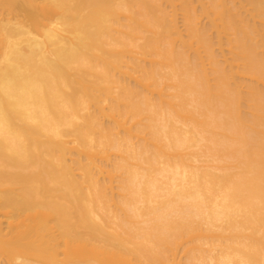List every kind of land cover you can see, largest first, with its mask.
Wrapping results in <instances>:
<instances>
[{
    "label": "bare ground",
    "instance_id": "obj_1",
    "mask_svg": "<svg viewBox=\"0 0 264 264\" xmlns=\"http://www.w3.org/2000/svg\"><path fill=\"white\" fill-rule=\"evenodd\" d=\"M0 264H264V0H0Z\"/></svg>",
    "mask_w": 264,
    "mask_h": 264
},
{
    "label": "rangeland",
    "instance_id": "obj_2",
    "mask_svg": "<svg viewBox=\"0 0 264 264\" xmlns=\"http://www.w3.org/2000/svg\"><path fill=\"white\" fill-rule=\"evenodd\" d=\"M247 7H248V6H247ZM248 9H251V7H248ZM256 21H257V19H256ZM258 21H259V19H258ZM257 24L259 25L260 22H257ZM259 26H260V25H259ZM233 37H234V36H233ZM246 81H247V80H246ZM248 81H250V80H248ZM248 81H247V82H248ZM243 82H244V81H243ZM247 82H246V83H247ZM244 83H245V82H244ZM248 83H250V82H248ZM258 84H260V83H257V86H258ZM259 86H260V85H259ZM259 86H258V87H259ZM233 163H234V162H233Z\"/></svg>",
    "mask_w": 264,
    "mask_h": 264
}]
</instances>
